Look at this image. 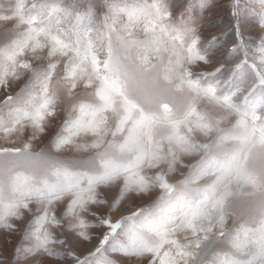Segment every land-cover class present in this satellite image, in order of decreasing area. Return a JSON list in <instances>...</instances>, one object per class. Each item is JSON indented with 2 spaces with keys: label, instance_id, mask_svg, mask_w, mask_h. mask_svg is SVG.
Masks as SVG:
<instances>
[{
  "label": "rangeland",
  "instance_id": "1",
  "mask_svg": "<svg viewBox=\"0 0 264 264\" xmlns=\"http://www.w3.org/2000/svg\"><path fill=\"white\" fill-rule=\"evenodd\" d=\"M153 2L0 0V74L12 71L13 66L2 54L16 50L23 41L27 28L24 18L42 15L49 8L60 9L61 16L65 9L73 15L92 10L98 21L115 16L117 28L128 21L130 12L139 18L124 53V63L135 82L125 86L128 105L120 96L105 104L95 95V84H78L70 97L57 89L53 114L46 115L43 131H38L31 119L13 111L20 107L22 90L34 72L46 63L37 58L46 56V52L33 53L31 45L16 58V75L9 74L0 82L3 200L15 198L13 187L34 190L29 205L32 213L21 209L23 219L9 218L7 223L14 228L0 225V264H74L67 253L83 257L94 250L107 231L99 224L100 218L110 217L114 222L153 203L166 201L174 217L182 215L189 204L208 217L221 212L229 228H258L264 220V103L255 110L252 107L264 98V87L258 79L264 76V64L253 51L261 34L254 25L258 6L246 9V20L251 21L243 30L248 43L247 63L234 74L243 53H230L238 41L228 34V0H159L163 26L172 28L189 19L198 21V47L206 54V62L191 59L180 44H165L159 29L155 37L144 32L142 23L152 13L146 6ZM164 9L171 13L170 18L163 14ZM100 26L95 24L93 28ZM217 35L220 39L212 41ZM56 60L59 64L52 84L62 75L63 60ZM21 62H28L31 69L20 68ZM221 65L225 66L221 73L210 75ZM208 88L213 92L206 91ZM7 97L13 100L5 104ZM77 101L94 115H85L83 122L68 132L66 121L80 117V112L71 107ZM58 137L67 138L59 147ZM105 173L110 175L96 185L94 194L107 203L90 202L80 213L91 225L85 229L90 239L69 240L67 226L76 219L64 217L61 226L49 225L48 229L55 240L69 242L49 244L52 255L30 251L33 239L25 230L34 227L29 221L37 209L35 189L45 183L63 184L66 174H78L86 183L89 177ZM68 194L65 191L64 196ZM118 196L122 197L119 203L109 210ZM62 207L54 204L50 210L59 215ZM173 226L170 224L169 229ZM173 234L185 238L179 230ZM221 249L232 251L225 245L217 247V251ZM108 256L116 264H148L150 259L147 255L124 256L111 251Z\"/></svg>",
  "mask_w": 264,
  "mask_h": 264
},
{
  "label": "snow or ice",
  "instance_id": "2",
  "mask_svg": "<svg viewBox=\"0 0 264 264\" xmlns=\"http://www.w3.org/2000/svg\"><path fill=\"white\" fill-rule=\"evenodd\" d=\"M254 6H258L259 10L254 25L260 27L264 24V0H228V34L233 35L238 41L230 53H243L241 63L233 70L234 74L242 70L247 63L248 43L243 36V30L251 23L246 20V9ZM146 7L152 9V13L150 16L146 15L142 23L145 33L155 37L159 29V35L165 44L173 46L180 44L191 59L207 61L206 54L198 47L200 29L197 20L189 19L180 22L177 27H165L160 23L162 16L159 0H154ZM60 12L58 8H49L42 15L24 18L27 28L23 41L16 50L2 54L13 68L10 73L5 70L0 74V82L9 74L16 75V58L23 54L24 47L31 45L33 53L46 52V56L37 57L45 59V65L34 72L30 83L22 90L23 94L19 98L20 107L13 109L24 118L31 119L38 131H43L46 115L53 114L57 89H63L70 97L78 84H84L86 87L95 84V95L105 104L120 96L128 105L125 86L128 83L135 84L134 77L124 63V53L130 46L132 28L139 22L138 17L130 12L128 21L117 28L118 18L115 16L98 21L92 10L73 15L65 9L62 16L59 15ZM163 14L171 17L167 9L163 10ZM181 18L183 19V13ZM95 24L101 26L94 29ZM211 39L218 41L220 36H213ZM253 51L258 53L259 61L264 64V29H261L259 43ZM57 57L63 60L62 75L56 84H52V75L59 64ZM220 58H223V54H220ZM19 67L31 69L28 62L19 63ZM224 67L219 66L210 75L221 73ZM258 79L260 86L264 87V76ZM206 91L211 93L213 89L208 88ZM12 100V97H7L4 103H10ZM262 103L264 98L255 101L252 105L253 110ZM71 107L80 112V117L75 121H66L65 130L68 132L72 127L82 123L85 115H94V112L87 111V106L83 102H73ZM66 139L58 137L56 146L59 147ZM109 175L105 173L104 176L89 177L85 183L78 174H66L63 184L45 183L43 187L35 189L38 197L37 209L29 221L34 227L25 230L26 235L33 239L29 250H42L52 255L49 244L53 242L65 244L80 237L89 240L85 229L91 225L80 216V213L87 210L90 202L107 203L98 200L94 193L96 185L106 180ZM12 190L16 193L15 198L5 202L3 188H0V225L6 228H14V225L7 223L9 218L23 219L24 213L21 209L32 213L29 205L33 202L31 197L34 190L31 187H13ZM65 191L69 193L67 197L64 196ZM121 198L118 196L109 210L114 208ZM54 204H63L59 215L55 214V210H50ZM172 211L165 201L132 211L130 215L114 222L110 217L100 218L99 224L105 226L107 231L102 234L94 250L86 252L83 257L71 251L67 255L73 259L74 264H116L108 256L110 251L119 252L124 256L147 255L150 257L148 264H264V220L260 221L258 228L245 226L229 228L226 217L221 212L215 217H208L191 204L186 206V210L179 217H174ZM64 217L76 219L75 223L67 226L69 240H55L48 226H61ZM170 224L174 225L171 230ZM177 230L185 234L183 240L173 234ZM219 245H225L232 251L223 249L217 251ZM241 256L246 258H239Z\"/></svg>",
  "mask_w": 264,
  "mask_h": 264
},
{
  "label": "clouds",
  "instance_id": "3",
  "mask_svg": "<svg viewBox=\"0 0 264 264\" xmlns=\"http://www.w3.org/2000/svg\"><path fill=\"white\" fill-rule=\"evenodd\" d=\"M259 28H260V29H264V24L260 25Z\"/></svg>",
  "mask_w": 264,
  "mask_h": 264
}]
</instances>
